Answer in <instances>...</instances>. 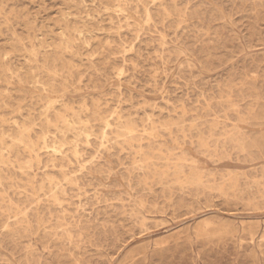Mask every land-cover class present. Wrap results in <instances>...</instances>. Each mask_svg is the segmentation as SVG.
<instances>
[{"label":"rangeland","instance_id":"obj_1","mask_svg":"<svg viewBox=\"0 0 264 264\" xmlns=\"http://www.w3.org/2000/svg\"><path fill=\"white\" fill-rule=\"evenodd\" d=\"M262 208L264 0H0V264H264Z\"/></svg>","mask_w":264,"mask_h":264},{"label":"bare ground","instance_id":"obj_2","mask_svg":"<svg viewBox=\"0 0 264 264\" xmlns=\"http://www.w3.org/2000/svg\"><path fill=\"white\" fill-rule=\"evenodd\" d=\"M64 107V106H63ZM65 108V107H64ZM58 110V109H57ZM61 116V115H60ZM110 117V116H109ZM60 119H61V117H60ZM45 121H47L46 119H45ZM100 121V120H99ZM47 123V122H46ZM103 123L105 124V126H104V128H108L109 126H110V124H108V122L106 121V120H104L103 121ZM47 125H48V123H47ZM49 125H51V124H49ZM69 127V126H68ZM83 127V126H82ZM46 129H47V127H46ZM62 129H64L63 127H62ZM84 129V128H83ZM19 130V129H18ZM25 130V129H24ZM59 130H61V129H59ZM67 130V129H66ZM128 130V135L130 134V136H129V140L131 141L132 139H134L133 138V136H132V134H133V132H134V129H132V128H128L127 129ZM47 132V131H46ZM82 132V131H81ZM24 133H26V132H24ZM170 133V132H169ZM27 135V134H26ZM22 136V135H21ZM120 136V135H119ZM24 137V136H23ZM40 138V137H39ZM101 138V137H100ZM74 139V138H73ZM41 140H44V139H41ZM40 140V141H41ZM63 140V139H62ZM48 141V140H47ZM42 144H43V146L45 147V148H48V146H47V143H45V141H42L41 142ZM53 146V145H52ZM52 151L53 152H55L56 151V148L55 147H53L52 148ZM34 155V154H33ZM55 156V155H54ZM73 158V157H72ZM183 184V183H182Z\"/></svg>","mask_w":264,"mask_h":264},{"label":"snow or ice","instance_id":"obj_3","mask_svg":"<svg viewBox=\"0 0 264 264\" xmlns=\"http://www.w3.org/2000/svg\"><path fill=\"white\" fill-rule=\"evenodd\" d=\"M262 210H264V208H262Z\"/></svg>","mask_w":264,"mask_h":264}]
</instances>
